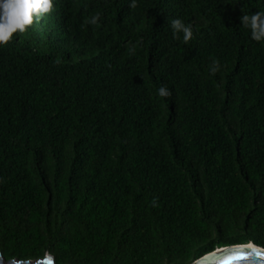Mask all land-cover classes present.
Wrapping results in <instances>:
<instances>
[{
  "label": "trees",
  "instance_id": "1",
  "mask_svg": "<svg viewBox=\"0 0 264 264\" xmlns=\"http://www.w3.org/2000/svg\"><path fill=\"white\" fill-rule=\"evenodd\" d=\"M129 4L54 0L0 46L5 259L188 264L264 248V42L238 20L264 0Z\"/></svg>",
  "mask_w": 264,
  "mask_h": 264
},
{
  "label": "clouds",
  "instance_id": "2",
  "mask_svg": "<svg viewBox=\"0 0 264 264\" xmlns=\"http://www.w3.org/2000/svg\"><path fill=\"white\" fill-rule=\"evenodd\" d=\"M136 0H130L129 7H134ZM54 10V0H0V46L7 44L13 34L19 35L26 32L34 21L41 20L46 14ZM99 19V13L85 19V23L96 24ZM239 24L248 30L251 39L257 42H264V11L242 14L238 17ZM175 38L178 33L182 34L184 42H188L193 35L190 25L185 24L179 18H172L167 21ZM217 62L212 61L211 72H216ZM156 93L159 97H169L170 90L161 85Z\"/></svg>",
  "mask_w": 264,
  "mask_h": 264
},
{
  "label": "water",
  "instance_id": "3",
  "mask_svg": "<svg viewBox=\"0 0 264 264\" xmlns=\"http://www.w3.org/2000/svg\"><path fill=\"white\" fill-rule=\"evenodd\" d=\"M237 252L246 255L242 259L230 260L228 264H264V248L252 242L215 248L188 264H218L228 254ZM0 264H54V259L52 255H43L35 259H18L16 257L5 259L0 252Z\"/></svg>",
  "mask_w": 264,
  "mask_h": 264
},
{
  "label": "snow or ice",
  "instance_id": "4",
  "mask_svg": "<svg viewBox=\"0 0 264 264\" xmlns=\"http://www.w3.org/2000/svg\"><path fill=\"white\" fill-rule=\"evenodd\" d=\"M245 253H242V252H237V253H231V254H228L227 256H225L223 259H221L218 264H228V262L230 260H233V259H242L245 257Z\"/></svg>",
  "mask_w": 264,
  "mask_h": 264
},
{
  "label": "rangeland",
  "instance_id": "5",
  "mask_svg": "<svg viewBox=\"0 0 264 264\" xmlns=\"http://www.w3.org/2000/svg\"><path fill=\"white\" fill-rule=\"evenodd\" d=\"M43 255H51L50 253H48V252H45Z\"/></svg>",
  "mask_w": 264,
  "mask_h": 264
}]
</instances>
